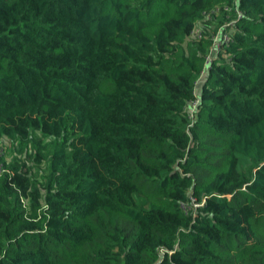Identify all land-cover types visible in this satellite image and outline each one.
Returning a JSON list of instances; mask_svg holds the SVG:
<instances>
[{"label": "trees", "instance_id": "1", "mask_svg": "<svg viewBox=\"0 0 264 264\" xmlns=\"http://www.w3.org/2000/svg\"><path fill=\"white\" fill-rule=\"evenodd\" d=\"M0 264H264V0H0Z\"/></svg>", "mask_w": 264, "mask_h": 264}, {"label": "built area", "instance_id": "2", "mask_svg": "<svg viewBox=\"0 0 264 264\" xmlns=\"http://www.w3.org/2000/svg\"><path fill=\"white\" fill-rule=\"evenodd\" d=\"M225 9L230 10L229 7H227V6H225ZM219 11L221 12V8H220V6H217V7L213 8L210 12H208L206 15L208 16V18H212L214 16L213 14H217ZM241 17H242V13L240 10H238L237 11V18L229 20V24H233L234 22H237V20L240 19ZM203 31L204 30H203L202 26L200 25V26H196L193 33L198 37H202ZM230 39H231V34L226 29H224L223 27L218 29L214 35V41H213V48L212 49L218 50L223 43L228 42ZM212 60H213L212 55L208 54V56L206 57L205 65H210L212 63ZM192 202H193V205L195 207H198V206L203 204V202H201V203L197 202L196 198H194V197H192ZM183 207L185 209L187 207L190 208V206L187 205L186 203L183 204Z\"/></svg>", "mask_w": 264, "mask_h": 264}]
</instances>
